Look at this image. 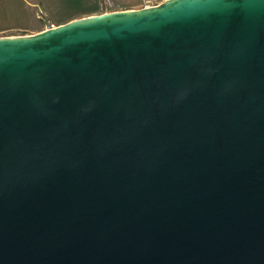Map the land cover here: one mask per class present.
<instances>
[{
  "label": "water",
  "instance_id": "obj_1",
  "mask_svg": "<svg viewBox=\"0 0 264 264\" xmlns=\"http://www.w3.org/2000/svg\"><path fill=\"white\" fill-rule=\"evenodd\" d=\"M0 264H264V0L0 36Z\"/></svg>",
  "mask_w": 264,
  "mask_h": 264
},
{
  "label": "crops",
  "instance_id": "obj_2",
  "mask_svg": "<svg viewBox=\"0 0 264 264\" xmlns=\"http://www.w3.org/2000/svg\"><path fill=\"white\" fill-rule=\"evenodd\" d=\"M100 2L101 0H0V36L32 35L43 31L45 26L41 13L54 26L98 15Z\"/></svg>",
  "mask_w": 264,
  "mask_h": 264
},
{
  "label": "built area",
  "instance_id": "obj_3",
  "mask_svg": "<svg viewBox=\"0 0 264 264\" xmlns=\"http://www.w3.org/2000/svg\"><path fill=\"white\" fill-rule=\"evenodd\" d=\"M161 2L159 0H139L138 5L134 9H141L146 7H153L159 5ZM100 14L126 10L117 0H101L99 6ZM44 20L45 29L54 28V24L41 13L40 16Z\"/></svg>",
  "mask_w": 264,
  "mask_h": 264
},
{
  "label": "rangeland",
  "instance_id": "obj_4",
  "mask_svg": "<svg viewBox=\"0 0 264 264\" xmlns=\"http://www.w3.org/2000/svg\"><path fill=\"white\" fill-rule=\"evenodd\" d=\"M121 6H123L124 8H127V9H130V8H135L138 3H139V0H117ZM160 2H163L165 0H159ZM42 20V19H41ZM43 23H44V20H42Z\"/></svg>",
  "mask_w": 264,
  "mask_h": 264
}]
</instances>
